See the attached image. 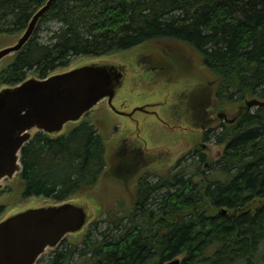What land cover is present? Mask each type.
Returning a JSON list of instances; mask_svg holds the SVG:
<instances>
[{
    "label": "trees",
    "instance_id": "1",
    "mask_svg": "<svg viewBox=\"0 0 264 264\" xmlns=\"http://www.w3.org/2000/svg\"><path fill=\"white\" fill-rule=\"evenodd\" d=\"M44 2L0 0V45L14 41ZM48 19L60 23L51 40L40 41L36 32L6 58L0 86L23 81L31 69L46 77L68 66L73 55L133 47L161 50L190 70L186 49L210 72L219 95L262 103L217 135L228 146L211 165L236 168L231 182L204 184L198 192L178 173L140 181L129 205L108 210L109 225L99 235L91 238L88 228L81 248L65 238L43 264H163L179 255L180 264H264V0H57L41 25ZM165 40L185 47L172 53L161 44ZM22 162V197L60 202L87 193L109 173L108 137L89 119L59 137L38 132L23 147ZM222 207L228 208L224 215ZM4 211L1 204L0 215Z\"/></svg>",
    "mask_w": 264,
    "mask_h": 264
},
{
    "label": "water",
    "instance_id": "2",
    "mask_svg": "<svg viewBox=\"0 0 264 264\" xmlns=\"http://www.w3.org/2000/svg\"><path fill=\"white\" fill-rule=\"evenodd\" d=\"M57 0L45 2L33 13L24 31L14 41L0 46V64L10 55L21 51L38 30L43 18ZM134 58L155 72V81L171 82L174 62L158 51H137ZM136 69L122 57L96 56L85 58L72 66L46 77L30 75L23 81L0 87V190L7 179L13 181L23 170L21 152L35 136L44 131L53 137L63 135L69 123H79L85 114L106 104L130 129L129 137H142L146 124L163 118L176 125L183 124L179 114L167 116L183 79L182 73L156 94L142 97L133 92ZM197 88L201 83L194 84ZM189 87V86H186ZM261 104L258 99L248 105ZM221 113L220 116H223ZM179 121V122H178ZM128 138V137H126ZM145 147L149 139L144 140ZM163 147L172 145L162 144ZM181 150L180 144L171 147ZM146 150L130 148L124 142L110 147L115 168L137 173L151 160ZM99 207L85 196L70 197L61 202L49 198L33 199L11 208L0 219V264H37L42 254L56 249L67 235H78L96 218ZM179 256L164 264H180Z\"/></svg>",
    "mask_w": 264,
    "mask_h": 264
},
{
    "label": "flooded vegetation",
    "instance_id": "3",
    "mask_svg": "<svg viewBox=\"0 0 264 264\" xmlns=\"http://www.w3.org/2000/svg\"><path fill=\"white\" fill-rule=\"evenodd\" d=\"M136 69L135 83L133 87V92L140 94L142 97H147L149 95L156 94L159 91L164 90L170 84H175V75L170 78L171 82H166L160 80L155 81V72L150 67H145L140 64H133ZM185 72H188L184 69ZM189 78V82L183 81L179 83L181 87L179 91L176 92L175 100L169 110L166 111L167 116H172L173 114H179L183 124L176 125L172 123L173 117L170 118V122H166L163 118H154L149 120L146 124L145 133L142 137L149 139V146L145 147L144 140L139 136L129 137L130 129L124 125L120 119L112 113L113 124L111 129H116L118 132L112 138L110 142V147H118L122 143H126L130 148L138 149L142 152V149L146 150L145 156L148 160H151L149 166L141 169L137 173H131L127 169L118 168L116 169L114 165L110 166L112 171H120L125 179H135L138 178V182L147 179L149 173L144 175L143 172L148 168H158L167 171V173H178V177L190 180V189H196L200 191L202 185L211 184L212 187L217 185H225L231 182V180L236 176V168L227 170L226 167L221 165H211L206 151L210 148L209 145H220L222 150L219 157L227 149V142L221 139V142H217V135L226 132L228 126L236 122L241 115L247 111L253 112L258 106H249L246 101L248 98L242 102L236 96L234 99L222 98V94H218L215 90V81L208 80L204 81L196 77V75L191 74L185 75ZM201 80L203 81L201 85L194 88L196 83ZM189 86V87H186ZM211 99H214L213 104L210 103ZM205 104V105H204ZM237 105L234 114H229L224 108L225 105ZM256 108V109H255ZM224 113L223 116H220ZM179 122V121H178ZM128 137V138H126ZM162 144H169L172 146L163 147ZM180 144L182 149L173 151L171 147ZM188 157H199V163L203 165H182L183 161L188 159ZM231 171V172H230ZM164 177L160 176L155 182L159 181ZM150 182V181H147ZM151 182V183H155ZM178 184V183H177ZM178 186V185H176ZM191 194V193H190ZM194 197H200L199 193H193ZM224 207H222L223 209ZM221 214H226L228 208ZM220 209V210H222ZM218 217L217 215H212Z\"/></svg>",
    "mask_w": 264,
    "mask_h": 264
},
{
    "label": "rangeland",
    "instance_id": "4",
    "mask_svg": "<svg viewBox=\"0 0 264 264\" xmlns=\"http://www.w3.org/2000/svg\"><path fill=\"white\" fill-rule=\"evenodd\" d=\"M60 25V23L56 20L53 19H48L43 25H40L38 30L36 31L38 33V39L40 41H50L52 36H53V32L54 30ZM21 35V34H19ZM17 35L15 37V39L19 36ZM162 45H165L168 47L169 50H172V53L176 52L177 50L180 49H184L183 45L181 43L175 42V41H167L165 40L164 42L161 43ZM4 45V44H3ZM153 45L156 46V43H153ZM1 46V45H0ZM135 48H130L127 50H123L119 53H116L117 55H121L124 53H128L130 51H133ZM185 52L187 53V57L188 58H183L185 61L189 62V65H193L195 70L198 72V74L202 77L201 79L208 81V80H213L212 75L210 74V72L206 71L203 68V65L201 63V61L199 60L198 56L194 53L190 56V52L187 51L186 49H184ZM113 54V55H116ZM87 57H92L90 55H73L70 58V64L68 66H64L62 65L60 67V70H63L65 68H68L70 66H72L73 64L87 58ZM179 57V56H177ZM195 62L197 63V66L195 64ZM34 69L29 70V75L35 74ZM215 102L214 99H211L210 103L213 104ZM205 105V104H204ZM236 106L237 105H230L227 104L224 106V108L226 109L227 112H229V114H234L236 111ZM113 115L111 113V111L107 108V105L104 104V102L102 103V106L99 110L96 111H92L90 112L86 119L91 120L92 122H94L96 120V122L101 126V128L104 126L107 131L106 135L108 137V145L111 142V139L117 134V130L116 129H111L112 128V119ZM173 121V120H172ZM100 128V129H101ZM102 131V129H101ZM209 149L206 151V154L209 157L210 162L216 161L219 158V154L222 150V146L220 145H209ZM198 159L199 157H188V159H186L185 161H183L182 165H196L199 164L198 163ZM112 160L110 157V152L108 154V169H110V166L112 165ZM218 165V164H216ZM149 173V175L147 176L148 180L144 179V182L146 181H150V182H155L160 176H167L168 173L165 170L162 169H158V168H148L147 170H145L143 172L142 175ZM137 181L138 178L135 179H125V177L119 173V172H115V171H109V173H104V175L100 178V180L93 186V188L91 190H88L87 193L85 194H78V195H87V194H92L94 195L98 200L99 203L101 204V210L99 215L97 216V220L99 221L97 226L91 225V227H89L92 231L91 233V238H93V236H97L100 234V230L106 229L109 225V222L107 220L108 217V210L114 206L119 207L120 204L123 202L125 206L129 205L131 203V200L134 198V193H136V189L137 188ZM7 186L11 189L9 191H5L3 190L2 192H0V198H1V203L5 204V210H7L11 205L15 204V203H24L27 202L28 199L30 198H23L22 197V192L20 190V179L19 177L16 178L15 181L13 182H9L7 184ZM7 189V187H6ZM37 198H41V196H36ZM45 197V196H43ZM47 198L53 199L51 196H46ZM54 200V199H53ZM118 211H121L120 209L122 208H118ZM118 214H122V212H117ZM1 216V215H0ZM124 223L128 222L127 218L123 219ZM94 226V227H93ZM88 231L86 230L81 237L79 238H71L72 241L74 242H78L79 243V248L83 247V243L80 241L87 233ZM65 245H71L70 241H65ZM60 247V246H59ZM58 247V248H59ZM55 250H51L48 251L46 254H44L41 258V263H45L47 262L54 254ZM79 253L77 252L75 255V258H78Z\"/></svg>",
    "mask_w": 264,
    "mask_h": 264
},
{
    "label": "bare ground",
    "instance_id": "5",
    "mask_svg": "<svg viewBox=\"0 0 264 264\" xmlns=\"http://www.w3.org/2000/svg\"><path fill=\"white\" fill-rule=\"evenodd\" d=\"M223 211H224V209H223Z\"/></svg>",
    "mask_w": 264,
    "mask_h": 264
}]
</instances>
